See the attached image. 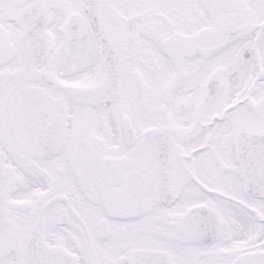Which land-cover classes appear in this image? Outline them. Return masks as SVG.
Returning a JSON list of instances; mask_svg holds the SVG:
<instances>
[{
  "label": "snow or ice",
  "instance_id": "1",
  "mask_svg": "<svg viewBox=\"0 0 264 264\" xmlns=\"http://www.w3.org/2000/svg\"><path fill=\"white\" fill-rule=\"evenodd\" d=\"M0 264H264V0H0Z\"/></svg>",
  "mask_w": 264,
  "mask_h": 264
}]
</instances>
